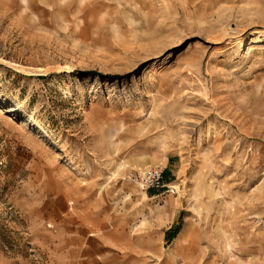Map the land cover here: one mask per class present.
<instances>
[{"label": "rangeland", "instance_id": "obj_1", "mask_svg": "<svg viewBox=\"0 0 264 264\" xmlns=\"http://www.w3.org/2000/svg\"><path fill=\"white\" fill-rule=\"evenodd\" d=\"M0 264H264V0H0Z\"/></svg>", "mask_w": 264, "mask_h": 264}, {"label": "built area", "instance_id": "obj_2", "mask_svg": "<svg viewBox=\"0 0 264 264\" xmlns=\"http://www.w3.org/2000/svg\"><path fill=\"white\" fill-rule=\"evenodd\" d=\"M132 181L146 188L162 187V172L158 168L136 172L132 175Z\"/></svg>", "mask_w": 264, "mask_h": 264}]
</instances>
